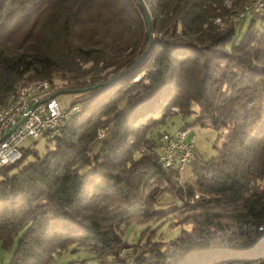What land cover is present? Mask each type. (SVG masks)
Returning a JSON list of instances; mask_svg holds the SVG:
<instances>
[{
  "label": "trees",
  "instance_id": "16d2710c",
  "mask_svg": "<svg viewBox=\"0 0 264 264\" xmlns=\"http://www.w3.org/2000/svg\"><path fill=\"white\" fill-rule=\"evenodd\" d=\"M230 13L222 0H0V105L38 79L109 81L74 92L81 109L51 147L0 168V243L16 240L5 264H51L70 247L101 264H264V8L244 30L245 17L214 22ZM191 113L226 133L208 159L193 149L182 184L158 160L172 132L160 128ZM162 191L180 205L157 209ZM170 211L190 227L122 239L121 224Z\"/></svg>",
  "mask_w": 264,
  "mask_h": 264
},
{
  "label": "built area",
  "instance_id": "2783aa9c",
  "mask_svg": "<svg viewBox=\"0 0 264 264\" xmlns=\"http://www.w3.org/2000/svg\"><path fill=\"white\" fill-rule=\"evenodd\" d=\"M222 2L231 13L228 17L217 16L214 19L221 26L228 22L236 23L264 8V0ZM55 89L47 79H38L25 83L16 92L6 96L0 105V168L21 158L20 143L25 137L36 138L44 135L52 138L73 114L80 111L79 102L61 106L54 97ZM12 125L14 127L8 131ZM103 135L104 130L101 129L98 137ZM160 140L159 162L165 168L183 171L194 149V135L190 133V128L184 127L165 133Z\"/></svg>",
  "mask_w": 264,
  "mask_h": 264
},
{
  "label": "rangeland",
  "instance_id": "374dc122",
  "mask_svg": "<svg viewBox=\"0 0 264 264\" xmlns=\"http://www.w3.org/2000/svg\"><path fill=\"white\" fill-rule=\"evenodd\" d=\"M252 17L251 14L247 15L242 20V30H244ZM259 20L255 21V26L259 27ZM18 29V28H17ZM153 36V34H152ZM55 88L59 91L66 88V80L60 77H54ZM55 99L62 105H67L73 102L77 94L74 92H57ZM194 114L185 115H172L167 118L165 124L160 130L173 131L178 129L183 122L191 124V134L194 135V153L199 158L205 160L213 156L216 153L217 147L220 146L223 136L226 133L225 128H214L211 125L205 124H193ZM20 146L24 149L31 147L34 148L39 154H42L46 147L52 146V141L44 135H39L36 138L25 137ZM34 158L33 154H29L23 161L27 163ZM193 181V175L191 173L190 164H188L182 173L178 176V182L184 184L185 182ZM157 209H168L177 203V199L167 191H162L158 198ZM177 205H180L177 203ZM172 212H168L164 217L149 220L146 222L131 221L129 223H123L119 226L122 239L126 243L130 244H143L149 239L151 242L167 241L177 236L181 228H189L190 225L172 224L173 222ZM16 240H14L10 248H4L0 243V264L7 263L13 253ZM87 258L83 264H101L96 259L90 257V253L85 250L74 251L73 247H70L67 251L63 252L60 256H56L51 264H79V260Z\"/></svg>",
  "mask_w": 264,
  "mask_h": 264
},
{
  "label": "water",
  "instance_id": "95a60500",
  "mask_svg": "<svg viewBox=\"0 0 264 264\" xmlns=\"http://www.w3.org/2000/svg\"><path fill=\"white\" fill-rule=\"evenodd\" d=\"M145 22H146V28H147V30H148L149 37L151 38V37H152L151 23H150V19H149V17H148L147 14H145ZM142 55H143V53H142L140 56H142ZM108 82H109V81H104V82L95 83V84H91V85H88V86H85V87H79V88H75V89L64 88V89H62V90H60V91H58V92H80V91H83V90L88 89V88H94V87H97V86H99V85H104V84H106V83H108ZM54 95H55V94H54ZM12 127H14V125H12V126L8 129V131H9Z\"/></svg>",
  "mask_w": 264,
  "mask_h": 264
}]
</instances>
